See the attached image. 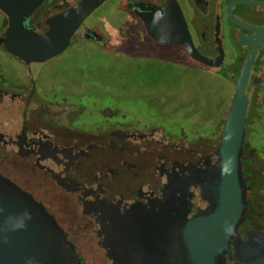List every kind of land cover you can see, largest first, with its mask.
I'll use <instances>...</instances> for the list:
<instances>
[{
  "label": "flooded vegetation",
  "instance_id": "1",
  "mask_svg": "<svg viewBox=\"0 0 264 264\" xmlns=\"http://www.w3.org/2000/svg\"><path fill=\"white\" fill-rule=\"evenodd\" d=\"M80 1L46 0L31 26L46 34L50 19ZM233 1L176 0L197 51L215 66L193 59L183 45L150 35L145 19L178 17L172 10L157 14L169 0H117L111 10L127 28L122 36L118 31L116 42L86 20L64 52L43 62L26 63L0 42V176L38 226L32 247L38 264H196L187 232L201 213L211 211L208 197L224 128L242 68L255 49V33L229 16ZM232 11L244 23L264 28V7L239 4ZM0 15L1 40L9 16L2 10ZM89 49L93 63L110 55L136 67L158 63L180 74H212L228 87V102L222 106L221 95L212 94L206 100L198 88L185 92L186 78L179 75L173 78L178 83L166 87L140 81L138 92L123 95L135 104L147 99L144 108L128 107L126 98L109 104L112 95L103 86L94 94L67 92L60 81L71 79L60 71L66 72L74 54L80 57L77 65L91 64ZM46 83L55 92H44ZM246 96L241 160L251 206L238 233L248 242L251 231L264 232V155L252 134L264 118V43L255 53ZM237 239L230 240L223 264H240Z\"/></svg>",
  "mask_w": 264,
  "mask_h": 264
},
{
  "label": "water",
  "instance_id": "2",
  "mask_svg": "<svg viewBox=\"0 0 264 264\" xmlns=\"http://www.w3.org/2000/svg\"><path fill=\"white\" fill-rule=\"evenodd\" d=\"M46 0H0V10L9 16V28L1 38L11 54L26 63L43 62L60 55L70 45L79 27L109 0H81L74 7L49 20L50 30L39 34L30 23L34 11ZM239 4L264 7V2L235 0L227 11L239 27L255 33L252 42L255 49L246 60L242 74L237 81V92L231 105L224 128L219 161L214 168L215 184L208 199L211 211L201 213L193 221L187 236L195 255L196 264H223L224 254L229 253V242L237 237L236 248L240 264L252 260L253 264H264V232L251 231L249 241L242 240L238 229L246 220L251 204L247 200V185L242 171V156L246 137L248 98L246 88L251 67L258 47L264 43V28H258L239 20L233 14V7ZM177 13L171 20L145 19L150 35L160 43L180 44L187 48L193 59L208 66L216 61L202 56L196 49L186 22L182 19L176 0L157 11L159 16L168 12ZM94 35V31H90ZM242 44L248 39L240 35ZM0 264H38L39 259L33 247L37 224L28 210L12 199L14 193L6 185L10 181L0 176Z\"/></svg>",
  "mask_w": 264,
  "mask_h": 264
},
{
  "label": "rangeland",
  "instance_id": "3",
  "mask_svg": "<svg viewBox=\"0 0 264 264\" xmlns=\"http://www.w3.org/2000/svg\"><path fill=\"white\" fill-rule=\"evenodd\" d=\"M116 1L117 0H110L107 5L102 6V8L92 14L86 21L89 24L98 25L113 43L117 41V37H120L118 31H120L122 36L121 29L124 30L127 28V23L125 24L124 20L111 10V8H114L115 5L113 6V4ZM88 51L89 53L86 57L91 64H84L82 67L77 65L80 61V57H77L78 55L76 54L77 56H75L74 54L69 57L71 64L67 67L68 69H65L66 72H62L64 69L62 71L59 70L61 72L59 76H63V73H67V76L71 79L70 82L67 80L60 81L62 85H68V87H66L67 92H86L88 94H94L98 90V87L103 86L104 92L112 95L107 100L109 104H111L110 102H115L117 99L126 98L124 103L127 104L128 107L144 108L146 103H150L147 99L138 101L139 104H135L130 96L127 95L123 97V95L138 92V90L142 88L140 87L142 85L141 83H150L147 86H153L156 88L166 87L171 83L176 84L178 81H175L173 78L179 75L180 78L182 76L186 78L182 81L185 92L191 94L198 88L199 90L204 91L205 95L212 94L214 97L221 95L218 97V100L222 106L228 102L230 93L228 87L214 78L212 74H180V71L177 72L174 69L171 70V68L158 63L146 64L145 62H142L139 67H136L133 62L124 59L117 60L110 55H105V58H98L96 59L98 63H93L95 62V59H93L95 57L92 53L94 50L92 49L91 51V49H89ZM14 61L15 59H13V63ZM16 67H18V72L23 70L19 64H16ZM80 77H82V79H80ZM101 79L103 80V85H100ZM42 90L47 93L55 92L54 86L49 83L42 84ZM60 91V89H57V92ZM208 99L207 95L206 100ZM219 103L216 104V107L219 106ZM259 125L261 127L252 134L257 145L260 146V151L263 152L264 155V118H261Z\"/></svg>",
  "mask_w": 264,
  "mask_h": 264
}]
</instances>
